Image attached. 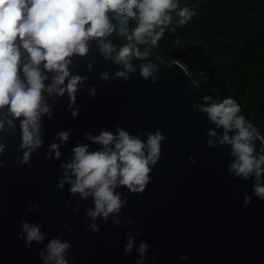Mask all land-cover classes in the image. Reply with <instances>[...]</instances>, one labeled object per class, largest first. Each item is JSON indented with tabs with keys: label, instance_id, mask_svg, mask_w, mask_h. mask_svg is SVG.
<instances>
[{
	"label": "clouds",
	"instance_id": "clouds-1",
	"mask_svg": "<svg viewBox=\"0 0 264 264\" xmlns=\"http://www.w3.org/2000/svg\"><path fill=\"white\" fill-rule=\"evenodd\" d=\"M194 15L189 7H181L179 0H0V157L7 146L5 139L18 132V151L22 155L15 162L30 167L32 155L44 146L43 118H53V106L66 96L65 111L76 118L77 94L83 90L88 92L89 100L95 98L96 86L85 87L89 77L79 74L74 63L84 60L93 44L103 60L117 67L112 73L106 70L100 74L106 84L126 82L137 72L143 81L156 83L161 65L166 66L160 56L151 58L153 49L174 16L183 26ZM117 19L121 23L135 22L130 34L119 40L126 39L135 46L117 45L110 39L116 32ZM134 60L138 63L133 64ZM94 63L85 65L87 72H93ZM172 66L185 76L192 74L181 61L173 60ZM192 83L196 85V81ZM191 107L207 119L206 147L230 149L227 172L233 179L252 181V195L245 193L242 206L250 205L253 197L264 201V136L241 114V105L231 96L212 102V97L205 95ZM71 135V129L56 133L44 158L62 161L61 148ZM83 139L86 143L77 141L71 155L59 164L57 188L63 191L67 185L69 195L77 197L71 206L74 216L79 215L81 202L91 200L92 207L84 209V219L90 221L86 228L91 233L99 231L98 222L109 219L117 228H128L123 252H135V264H145L149 245L141 242L137 246L141 233L133 234L131 218L121 222L128 200L117 189L125 188L137 195L145 192L166 137L159 129L133 135L118 126L115 132L101 129L95 136L84 132ZM91 145L99 147L91 150ZM188 161L196 163L192 156ZM4 167L5 161L0 159V169ZM64 207L69 208V204ZM39 210L38 204L27 207L29 213ZM41 227L21 219L18 238L28 248L43 245L37 253L41 264H70L71 242L62 235L48 239ZM63 231L71 234L74 229L65 223ZM179 259L188 257L182 255Z\"/></svg>",
	"mask_w": 264,
	"mask_h": 264
},
{
	"label": "water",
	"instance_id": "water-1",
	"mask_svg": "<svg viewBox=\"0 0 264 264\" xmlns=\"http://www.w3.org/2000/svg\"><path fill=\"white\" fill-rule=\"evenodd\" d=\"M115 24L110 39L118 42L124 37V23L117 19ZM89 62H95L91 73L85 68ZM172 62L163 61L166 67ZM74 63L79 74L89 77L85 87L96 86L95 98L89 100L83 90L77 94L76 118L65 111L66 96L53 106V118H43L44 146L32 155L30 167L15 162L22 155L18 132L5 139L7 146L0 157L6 164L0 169V264H41L37 253L43 245L28 248L18 238L21 219L39 223L48 239L62 235L70 241V264H135V252H123L128 228H117L109 219L98 222L99 231L91 233L86 228L90 221L84 219L91 200L81 202L80 213L74 216L71 206L77 197L69 195L67 185L63 191L57 188L59 164L71 155L77 141L86 143L83 133L115 132L118 126L133 135L159 129L166 137L145 192L137 195L117 189L128 200L121 222L131 218V231L141 233L137 246L149 245L145 264H264V201L253 197L243 207L245 193L252 195V181L233 179L227 172L230 149L206 147L207 119L191 107L201 100L203 91L197 82L192 83V74L185 76L176 66L161 65L156 83L143 81L137 72L126 82L106 84L100 74L117 67L103 60L94 44L84 60ZM68 129L72 135L61 148L63 160H46L44 154L55 134ZM256 147L259 150L258 141ZM189 156L195 164L188 161ZM66 203L69 208L64 207ZM30 204L40 205V210L27 212ZM65 223L74 229L71 234L63 231ZM182 255L188 259L180 260Z\"/></svg>",
	"mask_w": 264,
	"mask_h": 264
},
{
	"label": "trees",
	"instance_id": "trees-1",
	"mask_svg": "<svg viewBox=\"0 0 264 264\" xmlns=\"http://www.w3.org/2000/svg\"><path fill=\"white\" fill-rule=\"evenodd\" d=\"M179 4L195 15L183 26L174 16L151 57L158 55L166 64L181 61L203 96H211L212 102L231 96L264 136V0H179ZM134 26L133 20L124 22L125 37ZM114 43L135 46L126 39Z\"/></svg>",
	"mask_w": 264,
	"mask_h": 264
}]
</instances>
